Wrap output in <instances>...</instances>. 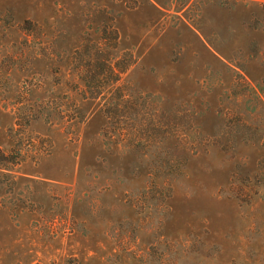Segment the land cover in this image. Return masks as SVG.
<instances>
[{"label": "rangeland", "instance_id": "obj_1", "mask_svg": "<svg viewBox=\"0 0 264 264\" xmlns=\"http://www.w3.org/2000/svg\"><path fill=\"white\" fill-rule=\"evenodd\" d=\"M263 138L264 0H0V264H264Z\"/></svg>", "mask_w": 264, "mask_h": 264}, {"label": "trees", "instance_id": "obj_2", "mask_svg": "<svg viewBox=\"0 0 264 264\" xmlns=\"http://www.w3.org/2000/svg\"><path fill=\"white\" fill-rule=\"evenodd\" d=\"M118 67V65H117ZM119 69H117V72L115 73V81L118 80V75H119V72H122V69L121 67H118ZM263 146H264V138H263ZM259 171H263L264 170V154L263 156L259 159L258 161V168H257Z\"/></svg>", "mask_w": 264, "mask_h": 264}]
</instances>
